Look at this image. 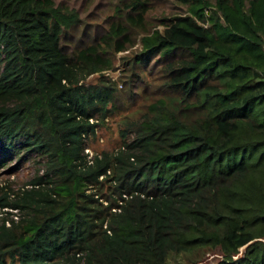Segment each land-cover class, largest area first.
<instances>
[{"label": "trees", "instance_id": "16d2710c", "mask_svg": "<svg viewBox=\"0 0 264 264\" xmlns=\"http://www.w3.org/2000/svg\"><path fill=\"white\" fill-rule=\"evenodd\" d=\"M174 1L188 13L126 59L143 95L135 85L129 101L149 100L114 151L89 158L84 137L119 109L115 80L82 83L111 67L105 46H64L78 15L54 0H0V149L51 157L13 204L30 213L24 231L0 227V264H166L215 248L213 264H264V0ZM132 10L105 43L124 49L142 24Z\"/></svg>", "mask_w": 264, "mask_h": 264}, {"label": "rangeland", "instance_id": "374dc122", "mask_svg": "<svg viewBox=\"0 0 264 264\" xmlns=\"http://www.w3.org/2000/svg\"><path fill=\"white\" fill-rule=\"evenodd\" d=\"M141 2L138 8L131 9V4ZM215 4V0H209ZM249 0H246L248 3ZM56 6H62L68 11L74 10L78 19L71 28L65 31L62 43L69 49L77 46L88 45L98 41L104 45L107 53L112 59V65L108 69L92 73L82 83L95 82L99 77L111 78L117 82L119 98L117 105L119 107L113 116L105 119L104 122H98L96 134L84 137L82 142L83 154H88L91 158L94 154H100L102 151L112 152L119 146L120 121L124 117L135 119L142 112L143 103L147 100L136 99L129 101L132 88H135L142 98V84L138 82L136 74L130 66H127L126 59L136 54L140 47L144 34H150L153 30L162 31L165 25L162 22L172 15L188 13V4L183 5L174 0H54ZM132 10L136 14L142 11V24L133 26L131 31H127L129 41L126 42L124 49L118 50L116 38L109 43L103 41L102 35H107L109 26L117 21L121 15ZM134 15V14H133ZM137 20L138 16H134ZM104 35V36H105ZM119 39V38H117ZM136 71H139L137 68ZM148 86L152 82L146 80ZM159 81H154L157 85ZM95 122V119H91ZM40 151L21 152V156L14 153L8 155L0 149V227L4 225L9 231L21 234L24 226L30 219V213L21 208H15L13 204L21 202L22 198L30 190L35 189L32 181L38 177H49L51 171L49 164L51 157L39 153ZM48 174V175H47ZM102 180V177H100ZM104 182V181H103ZM106 183V182H104ZM107 184V183H106ZM90 191V190H88ZM104 204L107 203L103 200ZM6 244L3 245L5 247ZM221 256L219 249L204 250L198 255L170 253L166 264H213Z\"/></svg>", "mask_w": 264, "mask_h": 264}]
</instances>
